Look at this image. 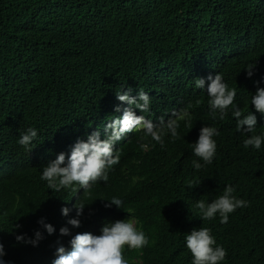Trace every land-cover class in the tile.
I'll use <instances>...</instances> for the list:
<instances>
[{
  "label": "trees",
  "instance_id": "1",
  "mask_svg": "<svg viewBox=\"0 0 264 264\" xmlns=\"http://www.w3.org/2000/svg\"><path fill=\"white\" fill-rule=\"evenodd\" d=\"M216 73L236 88L234 102L242 113L256 115L255 134L264 132V118L250 105L257 87H264V0H0V189L10 214L0 225V243L7 264H48L54 256L45 237L33 247L13 236L17 225L45 212L37 177L42 157L57 150L53 142L68 130L74 137L114 116L117 105L126 106L115 93L129 88L131 95L143 90L150 96L151 111L137 110L149 120L166 121L169 108L190 106L192 129L181 123L182 139L166 137L164 146L170 150L168 163L199 179L193 188L184 185L180 201L162 208L163 201L148 190L150 173L166 149L150 139L141 148L136 133L138 144L126 156L135 160L131 174L113 168L92 192L100 200L118 196L126 209L130 204L149 237L143 249L125 246L129 263L191 264L184 237L208 227L228 252L223 264H264V145L261 151L243 147L251 134L236 131L231 111L223 120L212 119L208 96L195 80ZM200 124L216 126L220 135L214 137L213 163L195 171L190 162L198 158L189 143ZM26 127L37 128L41 142L31 153L17 143ZM133 179L137 192L127 201L117 192ZM226 184L248 201L227 224L218 215L201 220L199 211L185 209L184 202L189 207L200 198L211 202ZM151 192L157 195L156 189Z\"/></svg>",
  "mask_w": 264,
  "mask_h": 264
},
{
  "label": "clouds",
  "instance_id": "2",
  "mask_svg": "<svg viewBox=\"0 0 264 264\" xmlns=\"http://www.w3.org/2000/svg\"><path fill=\"white\" fill-rule=\"evenodd\" d=\"M253 69H246L249 78L254 74ZM195 87L206 92L208 113L212 119L223 120L231 111L236 120V131L251 134L243 140V147L262 150L264 132L255 134L256 115L252 111L242 113L234 102L236 88H230L222 74L197 78ZM130 93V88L115 93L116 99L126 106L121 108L117 105L114 116L103 119L98 125L79 129L74 137L71 129L68 130L67 137H62L59 142L52 141L57 150H48L42 157L43 164L37 171V177L43 187L45 212L17 225L19 232H14L13 236L16 242L33 247L38 246L44 237L48 239L54 255L48 264H130L125 246L130 250H140L150 243L142 226H138L139 221L133 216L130 204L126 209L124 200L118 196L101 200L94 198V186L106 183L113 168L123 175L131 174L135 160L126 159V156L134 151L138 141L141 148H147L144 141L149 139L161 146H164L166 137L171 142L182 139L181 123L192 129L193 116L190 106L182 111L175 106L166 112L169 118L166 121L164 118L149 120L139 114L151 111L148 93L143 90H138L136 95ZM250 105L264 118V87H257L250 97ZM116 112L121 114L117 116ZM23 130L17 143L31 153L41 143L38 129L26 127ZM137 132L141 133L139 138ZM219 135L218 128L210 124H200L196 128L192 143H189L194 157L198 158L190 162L195 171L213 163L217 151L214 137ZM164 149L166 152L158 168L150 173L154 176L148 190V195L163 201L162 208L167 202L180 201L185 184L188 188L199 184V179L186 168L168 163L166 159L170 150L168 146ZM152 189L157 190V195L151 192ZM234 191L232 185L226 184L223 194L211 202L200 198L191 207L185 202L184 206L190 213L199 211L201 220H212L218 215L219 222L227 224L230 214L248 207V201L237 198ZM135 192L137 180L133 179L130 185L117 193L130 201ZM8 204L6 192L0 189V225L10 219ZM2 231L0 227V242L4 239ZM184 241L191 253V264H223L228 256L227 250L217 243L208 227L193 228L185 235ZM6 250L0 243V264H7L4 260Z\"/></svg>",
  "mask_w": 264,
  "mask_h": 264
}]
</instances>
